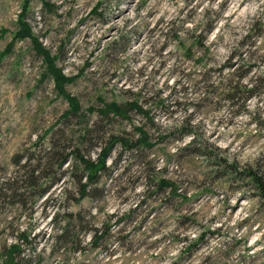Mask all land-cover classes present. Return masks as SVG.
I'll return each mask as SVG.
<instances>
[{"label":"rangeland","instance_id":"obj_1","mask_svg":"<svg viewBox=\"0 0 264 264\" xmlns=\"http://www.w3.org/2000/svg\"><path fill=\"white\" fill-rule=\"evenodd\" d=\"M49 1L29 0L24 19L82 111L60 116L67 99L29 36L11 41L25 0H0V181L22 151L94 157L139 124L151 141H115L78 200L73 154L39 177L43 193L21 203L0 190V264L23 233V264H264V199L245 172L264 177V0ZM100 96L143 110L102 116ZM69 209L82 215L64 240Z\"/></svg>","mask_w":264,"mask_h":264},{"label":"trees","instance_id":"obj_2","mask_svg":"<svg viewBox=\"0 0 264 264\" xmlns=\"http://www.w3.org/2000/svg\"><path fill=\"white\" fill-rule=\"evenodd\" d=\"M28 1L22 4V9L18 12L17 22L18 25L15 31L12 34V39L14 38H22L25 36H29L30 41H32V47L34 51L41 56V61L43 67L40 71V76H50L53 80V88L55 93L63 95L67 99V106L60 113L61 117H65L69 114H76L82 111L81 105L77 98L73 96L69 91L65 88V83L67 82L69 75H66L61 67L57 65L55 61V56L51 54L48 49L41 43V41L34 35V32L30 28V24L26 19H24L25 12L28 8ZM44 7L49 9L52 8L53 3L49 0H41ZM238 79H234V82L231 83L230 87H235ZM249 91L247 94L251 92V86L246 87ZM246 94V96H247ZM232 95H228L227 98ZM101 98V96H100ZM101 104L97 108L98 114L102 116H112L110 114H121L125 115L126 111L130 108L137 107L138 110H143L142 105L137 103V98L134 97L132 99H111L104 100L101 98ZM87 108H92L88 107ZM107 117V118H108ZM93 124V123H92ZM90 123L89 127L92 126ZM88 128V127H87ZM136 136L129 137L120 134H111L107 140V142L100 146V149L97 151L96 156L84 155L81 149L76 145L73 147H67L65 145L62 146L61 150L54 149L52 145H48L49 147L44 152V157L41 159V156H35L30 151L15 153L12 157V161L16 164V168L14 172L3 180L0 181V190L9 196H16V201L23 202L24 199L21 198L22 195H26V192H32L34 190H39V193H43L46 190L47 185H43L41 181H39V177L43 175H48L49 173L54 174V170L56 168H60L64 161L73 154L74 162L72 163L75 170L73 171L76 175L77 181V195L74 196V200H78L79 197L85 196L87 194H92L93 190L97 187V180L101 173L106 169L107 165L105 163V155L109 152L110 146L115 142L119 141L123 146H134L136 144L140 145H149L150 138L148 137L149 133L143 127V125H134ZM196 148H200V146L196 145ZM216 156V155H215ZM56 158V167H53L52 159ZM221 156L217 157V159H213L214 161L225 160L224 157L220 159ZM225 162V161H224ZM224 164H227L225 162ZM231 172H235V167L230 166ZM227 167V166H226ZM228 168V167H227ZM79 170V172L77 171ZM246 174L252 177L254 182V187L257 189V193L259 196L264 199V177L261 174L256 173L253 169L247 168ZM53 176V175H52ZM84 177V179H83ZM54 178V177H52ZM15 183V184H14ZM24 186V187H23ZM21 187V188H20ZM21 196V197H20ZM20 200V201H19ZM80 210H67L66 218L67 225H63L61 235H64V240L68 239L70 234L73 233V226H75L76 218L81 216ZM69 217V218H68ZM72 217V218H71ZM71 218V219H70ZM81 219V218H79ZM81 221V220H80ZM30 239V238H29ZM29 239H27V234L23 233L20 237L16 239L4 243L1 245V249L4 253V262L10 264H23L26 262L25 252H24V243H28ZM25 242H24V241ZM24 242V243H23ZM30 255H27L29 258Z\"/></svg>","mask_w":264,"mask_h":264}]
</instances>
